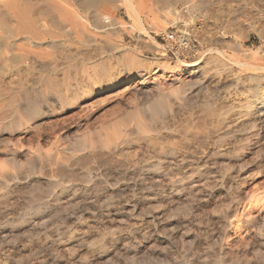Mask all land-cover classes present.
Here are the masks:
<instances>
[{
	"label": "rangeland",
	"instance_id": "obj_1",
	"mask_svg": "<svg viewBox=\"0 0 264 264\" xmlns=\"http://www.w3.org/2000/svg\"><path fill=\"white\" fill-rule=\"evenodd\" d=\"M96 1L0 0V103H8L13 95H18L17 116L29 118L31 123L41 120L40 126L47 128L42 130L41 139L53 132L61 135L69 129L77 132L81 125L82 128L87 126L85 122L99 127L104 121H121L122 126L127 125V128L122 127L124 136L130 134L127 129L135 127L132 136L123 137L126 141L120 139L119 148L112 151L108 148L91 150L77 146L65 150L61 165L67 167L73 163L71 166L78 172L82 171L78 162L87 155L96 156V161H99L100 153L108 152H113L111 154L116 158L125 159L126 162L141 158L150 161L152 157L151 160L160 158L166 161L170 146L181 147L182 158L178 160L184 161L182 167L198 170L194 176L185 178L179 184L198 180L199 176L212 179L216 174L218 182L212 185L221 193L215 199V206L209 208L211 214L219 216L228 208L236 209L229 217L220 253L216 254L217 248L204 241L207 245H203L202 249L193 247L191 250L201 256V260L194 263L232 264L225 252L230 248L241 251L239 254L249 264H264V260L256 254L260 249L264 252V209L253 208L247 200L237 204L233 191L226 186L228 178H233V169L219 168V164L215 163L218 158L225 157L229 160L239 159L243 166H247L264 159V119L257 120L260 112L257 106L264 100V77H260L261 73L242 71L230 64L224 67L222 61L214 59L202 69L183 76L157 72L158 69L147 73L142 64L133 65L125 46L136 48L144 56L160 57L155 46L147 44L146 37L133 26L120 0H114L113 3L112 0ZM177 1V7L175 4L171 6L188 10L189 14L184 18L193 25L192 33L195 32L193 35L197 40L193 42V51L185 62L195 63L208 58L211 48L253 63L264 61V39L259 35L264 32V0ZM140 2L154 13L158 22H153L150 27V17H143L152 35L172 28L173 20L169 22V19L174 16L173 13L163 17L157 0ZM97 10L104 14V27L96 20ZM20 17L23 24L29 17L39 24V28L45 24L58 36L50 32L33 35L34 31L25 29V24L18 25ZM60 24L69 33L57 30ZM237 43L241 50L236 47ZM256 57L261 61H257ZM170 60L176 61L172 58ZM251 74H255L252 75L255 79L259 78L255 80ZM57 84L62 90L68 86V93L57 91ZM148 100L160 103L164 109L154 114L148 107ZM27 106H31V109L25 111ZM13 114L4 121L16 120L18 117ZM246 121L257 125L243 127L242 123ZM4 127L0 126V153L5 151L3 146L11 135L19 132L22 137L30 138L35 131L17 129L12 132L8 126ZM68 145L69 142L61 147ZM26 148L25 145L23 150ZM25 165L24 175L27 173L42 181L63 183V186L83 190L93 185L92 182L80 179L66 182L58 176H47L43 174L45 171L41 173L37 162ZM243 166L242 169L246 168ZM53 167L58 168L57 165ZM100 171L94 170L91 178H100ZM150 173L146 172L148 175ZM159 173L165 179L166 171ZM103 179L105 181L102 186H106L107 178ZM151 182L143 177L127 180L125 183L133 185V192L129 193L131 196L123 203L127 208L122 218L111 222L112 217L90 213L79 220L73 238L66 240V243L72 242L78 250L86 251L91 244L108 240L116 234L126 235L141 230L149 232L148 237L151 239L143 240L144 247H151V242H163L158 248L155 247L158 252L166 253L162 249L166 246L175 254H172V260H177L176 257L178 260L185 258L182 264H194L182 255L184 248L166 243L168 238L163 228L165 217L159 220L152 215L153 212H163L167 204L157 205L142 213L134 210L136 199L147 202L152 197L147 189ZM241 183L247 189L264 184V169L254 168L247 172ZM9 184L11 187L15 185L13 181ZM249 214L256 218L253 226L245 223ZM109 224L111 226L105 228ZM193 232L194 229L189 230L187 238H191Z\"/></svg>",
	"mask_w": 264,
	"mask_h": 264
},
{
	"label": "bare ground",
	"instance_id": "obj_2",
	"mask_svg": "<svg viewBox=\"0 0 264 264\" xmlns=\"http://www.w3.org/2000/svg\"><path fill=\"white\" fill-rule=\"evenodd\" d=\"M6 1L8 2L9 0ZM103 1L101 0L100 2ZM120 1L131 17L133 26L140 34L146 37V43L153 47L155 46L156 53L160 54V57L144 56L136 48L125 46V50L129 53L132 63H134L133 65L142 64L141 66L147 70V73H153L158 69L157 72L164 71L169 74L183 76L202 69L204 65L214 59L222 61L224 67L230 64L242 71L252 70L261 73L260 77H264L263 60L261 61V59L256 57V60L261 62L253 63L234 55H229L217 48H211L208 58H203L195 63L185 62V59L180 57L174 59L176 61H171V58L166 56V47L155 40L143 18L150 17L149 25L152 27L153 22H157L154 13L150 9L144 8V4L142 5L140 0ZM177 2V0H157L156 3L158 6L160 5L163 17L171 16V13L174 14V18L171 17L169 22L172 19L173 21L171 22H174L177 27L179 23L184 22L187 27L193 28V25L184 18L186 14H189L188 10L176 9L171 6L173 4L176 6ZM95 17L97 22L104 27V14L97 10ZM22 21V17L18 18V25L23 24ZM24 24V28L34 31L33 35L36 36H40L43 33H54L45 24L39 28V24L31 17ZM57 28V30L65 34L69 33L63 24H60ZM193 33L191 29V35ZM55 34L58 36L56 32ZM259 35L261 39H264V32L259 33ZM236 47L241 50L239 43H237ZM4 54L5 56L7 55L5 52ZM9 58H11V55L7 59L9 60ZM7 59L3 58L5 61ZM255 74H251V78H254L252 75L255 76ZM55 88L57 91L63 92V94L68 93V86L65 90H62L59 89L57 84ZM43 91L46 92L45 90ZM18 100L19 96L13 95L8 103H0V126H8V129H12V132L17 129H34L35 131L32 132L30 138L22 137V133L19 132L11 135L3 146L5 151L0 153V264H182L181 262L185 261V258L178 260V257H176L177 260H172L171 256L174 254L171 251L172 249L166 246L162 247L166 253L158 252L155 249L156 246L158 248V245H162L163 242L159 244L151 242V247H144V243L142 244L143 240H149L150 237H148L149 232L144 233L141 230H134L135 232L132 231V234L126 235L124 233L116 234V236L108 240L91 244L88 250H83L85 252L78 250L76 248L77 245L72 242L66 243V240L73 238L79 220L90 213L103 217H112L111 222L119 220L120 217L122 218L123 212L127 208L123 203L131 196L129 193L133 192V185L125 182L127 180H136L137 177H143L153 182L155 180L156 183L153 184L151 182V186L147 188L150 192L149 194L152 193V197L147 202L136 199L133 205L135 207L134 210L142 213L163 203L168 206L163 212H153L152 214L159 220L165 217L163 228L168 238L167 244L180 246L181 249L184 248L182 255L193 263L201 260L199 254L191 252L193 247L202 249L203 245H207V242H210L211 246L217 248L216 254L220 253L229 217L236 209L228 208L219 216L211 214L209 208L215 206L217 202L215 199L221 193L215 190L212 185L218 182L216 174L212 179L207 180L197 176L198 180L193 179L189 183L179 184L185 178L194 176V172L198 170L184 169L182 167V162L184 161L178 160L181 157V147L170 146L169 151H167L169 157H167L166 161H161L160 158L151 160L154 157L151 158L149 156L148 158H151L149 159L150 161L147 158H141L137 161L126 162L124 161L125 159L116 158L114 154H111L113 152H108L109 154L100 153L98 155L99 161H96V156L87 155L78 162V165L82 168V171L78 172L71 166L73 163L67 167L61 165L65 150L73 149L77 146L91 150L108 148L112 151L114 148H119L120 139L123 137L127 138L129 135L132 136L135 127L127 129L130 134L124 136V130L122 129L124 126H122L123 123L121 121H104L99 127H93L91 123L85 122L87 126L82 128L83 126L81 125L77 130V132L82 131L81 134H76V130L69 129L63 135L53 132L46 138L41 139L42 130L47 128L44 125L40 126L39 122L41 120H35L34 123H31L29 118H19L17 116L19 109L16 108ZM148 102V107L154 111V114L164 109V106L154 100H148ZM27 107L25 111L31 109V106ZM257 107L260 111L257 120H262L264 119V100ZM13 113L18 117L16 120L13 118L10 121H4ZM256 125L252 121L242 123L243 127L248 128ZM126 126L124 128H127ZM74 137L77 138L74 139ZM124 140L126 141V139ZM3 141H6V139ZM68 142L69 145L67 147H61ZM25 145L27 148L23 150ZM24 161L25 164L39 163L41 173L45 171L43 174L47 176H58L66 182L80 179L83 182H92L93 185L83 190L81 188L63 186V183H53L49 180L42 181L41 179L30 177L27 173L24 175V168L26 167ZM64 161L67 162L66 160ZM215 163L219 164V168L233 169L232 172L235 176L233 175L231 179L228 178L226 186L233 191V198L237 201V204L247 200L252 204L253 208L264 209V184L247 189L241 183V179L243 180L247 172L253 171L254 168L264 169V159L247 166H243L239 159L229 160L225 159V157L218 158ZM56 165L58 168L53 167ZM242 166L246 168L242 169ZM96 169L101 170L100 178L93 180L91 175ZM148 171H151L150 175L146 174ZM164 171H166L164 174L165 179L159 173ZM103 177L107 178L108 183L106 186H102V182L105 181ZM24 180L25 182H23ZM11 181L14 182V187L10 186L9 182ZM110 186H113V188H110ZM247 216L245 223L248 226H253L256 218L251 217L250 214ZM110 226L111 224L105 228ZM192 229H194L193 236L187 238L189 230ZM225 245L227 244L225 243ZM227 247L229 246L227 245ZM224 248L226 247L224 246ZM225 252L228 254L227 258H230L228 259L231 260L232 264H249L248 260L240 255L241 251L229 248ZM256 254L262 261L264 260V252L261 249Z\"/></svg>",
	"mask_w": 264,
	"mask_h": 264
},
{
	"label": "built area",
	"instance_id": "obj_3",
	"mask_svg": "<svg viewBox=\"0 0 264 264\" xmlns=\"http://www.w3.org/2000/svg\"><path fill=\"white\" fill-rule=\"evenodd\" d=\"M178 25L180 26L177 27L173 22L172 28H167L159 34L155 33L153 37L166 47V56L172 59H177L178 57L188 59L193 51V42L197 40L191 35V27H187L184 22Z\"/></svg>",
	"mask_w": 264,
	"mask_h": 264
}]
</instances>
